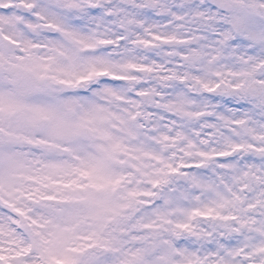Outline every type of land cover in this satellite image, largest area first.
Segmentation results:
<instances>
[{
  "label": "snow or ice",
  "instance_id": "6c2138e0",
  "mask_svg": "<svg viewBox=\"0 0 264 264\" xmlns=\"http://www.w3.org/2000/svg\"><path fill=\"white\" fill-rule=\"evenodd\" d=\"M0 264H264V0H0Z\"/></svg>",
  "mask_w": 264,
  "mask_h": 264
}]
</instances>
